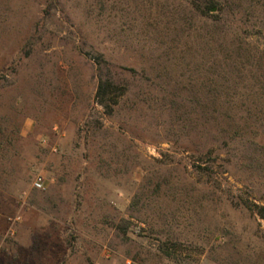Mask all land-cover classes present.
Masks as SVG:
<instances>
[{"label": "rangeland", "instance_id": "374dc122", "mask_svg": "<svg viewBox=\"0 0 264 264\" xmlns=\"http://www.w3.org/2000/svg\"><path fill=\"white\" fill-rule=\"evenodd\" d=\"M247 2L250 31L189 0H0V264H264Z\"/></svg>", "mask_w": 264, "mask_h": 264}, {"label": "trees", "instance_id": "16d2710c", "mask_svg": "<svg viewBox=\"0 0 264 264\" xmlns=\"http://www.w3.org/2000/svg\"><path fill=\"white\" fill-rule=\"evenodd\" d=\"M193 6L198 9L203 16L214 17V20H222L226 17H231L233 25L239 29L250 31L255 27V24L250 25L249 20L245 19L246 12L252 11L255 8L254 4L247 0H189ZM234 3L235 8L232 7ZM231 4V5H230ZM238 8V9H237ZM245 13V14H244ZM212 15V16H211ZM247 17V16H246ZM247 38V37H246ZM248 43V42H247ZM119 85L114 78H101L97 90V98L99 103L105 107L107 112L112 113L115 106L118 104ZM253 212H256L264 219V205L254 204Z\"/></svg>", "mask_w": 264, "mask_h": 264}, {"label": "built area", "instance_id": "2783aa9c", "mask_svg": "<svg viewBox=\"0 0 264 264\" xmlns=\"http://www.w3.org/2000/svg\"><path fill=\"white\" fill-rule=\"evenodd\" d=\"M34 185L37 187V188H44L45 187V181L43 178L41 177H38L36 178L35 182H34Z\"/></svg>", "mask_w": 264, "mask_h": 264}]
</instances>
